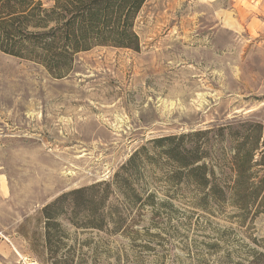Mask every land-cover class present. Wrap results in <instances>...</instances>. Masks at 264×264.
Returning <instances> with one entry per match:
<instances>
[{
    "label": "rangeland",
    "instance_id": "1",
    "mask_svg": "<svg viewBox=\"0 0 264 264\" xmlns=\"http://www.w3.org/2000/svg\"><path fill=\"white\" fill-rule=\"evenodd\" d=\"M143 6L137 50L61 78L0 49V264H264V207L230 190L264 139V0Z\"/></svg>",
    "mask_w": 264,
    "mask_h": 264
},
{
    "label": "trees",
    "instance_id": "2",
    "mask_svg": "<svg viewBox=\"0 0 264 264\" xmlns=\"http://www.w3.org/2000/svg\"><path fill=\"white\" fill-rule=\"evenodd\" d=\"M146 1L54 0L53 4L46 5L42 0H0V49L35 61L61 78L73 68L78 52L107 45L137 50L140 37L136 32V19ZM253 125L258 130L242 135L243 140L238 142L232 158L237 177L230 187L231 198L242 202L259 201L264 207V180L250 183L248 180L253 168L264 164L262 124ZM187 150L190 149H184ZM257 153L259 158H256ZM181 154L178 151L174 156L183 166L192 167L196 163V160H184ZM204 167L206 165L195 166L191 170Z\"/></svg>",
    "mask_w": 264,
    "mask_h": 264
}]
</instances>
